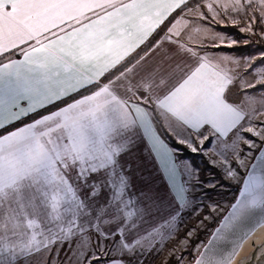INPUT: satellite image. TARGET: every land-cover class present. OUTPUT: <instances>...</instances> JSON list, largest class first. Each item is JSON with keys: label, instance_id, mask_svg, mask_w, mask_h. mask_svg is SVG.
I'll return each instance as SVG.
<instances>
[{"label": "snow or ice", "instance_id": "6c2138e0", "mask_svg": "<svg viewBox=\"0 0 264 264\" xmlns=\"http://www.w3.org/2000/svg\"><path fill=\"white\" fill-rule=\"evenodd\" d=\"M0 264H264V0H0Z\"/></svg>", "mask_w": 264, "mask_h": 264}, {"label": "water", "instance_id": "95a60500", "mask_svg": "<svg viewBox=\"0 0 264 264\" xmlns=\"http://www.w3.org/2000/svg\"><path fill=\"white\" fill-rule=\"evenodd\" d=\"M257 235H260V233L258 232Z\"/></svg>", "mask_w": 264, "mask_h": 264}]
</instances>
